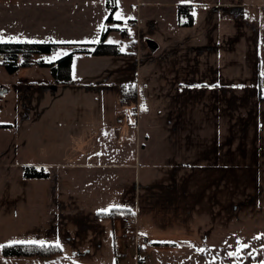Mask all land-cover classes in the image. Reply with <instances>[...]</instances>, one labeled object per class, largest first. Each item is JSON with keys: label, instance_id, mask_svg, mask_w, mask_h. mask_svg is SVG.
Segmentation results:
<instances>
[{"label": "rangeland", "instance_id": "obj_1", "mask_svg": "<svg viewBox=\"0 0 264 264\" xmlns=\"http://www.w3.org/2000/svg\"><path fill=\"white\" fill-rule=\"evenodd\" d=\"M141 1L120 0L121 18ZM146 14L129 40L111 32L118 56L76 54L73 84L39 63L100 43L97 6L90 30L28 37L52 53L0 64V264H264L255 28L229 9L197 12L193 26L186 13ZM62 15L82 21L80 10ZM120 120L141 140L119 141ZM125 210L137 227L123 225ZM13 244L62 252L4 256Z\"/></svg>", "mask_w": 264, "mask_h": 264}, {"label": "crops", "instance_id": "obj_2", "mask_svg": "<svg viewBox=\"0 0 264 264\" xmlns=\"http://www.w3.org/2000/svg\"><path fill=\"white\" fill-rule=\"evenodd\" d=\"M120 5V0H117V11L114 15V23L109 24L110 26H108V29H111V32L116 31L119 33L121 32L122 35L124 34L123 41L129 40L130 35L128 32L130 29H134L135 27L138 28L142 23L143 13H148L146 15L148 19L151 20L156 19L157 16V22L159 23L166 20L165 14H171L173 12L176 13L178 20L180 6L189 7L184 10V13H186V15H192V19L197 12L204 13L209 9H229L235 15L241 16L242 21L250 24V26L253 25L255 28L258 52V75L260 74L259 69L262 62H264V0H142L138 2L136 7H134V5L132 6L131 14L126 18H121L120 16ZM95 6L101 10V22H103L96 33L98 37L97 40H100L108 25L106 24V20L109 16V10L106 6V0H0V44L35 43L28 38L31 36L34 37L33 34L36 36H55L58 35L60 31L90 30L92 24L89 21L87 22V16L91 14ZM143 7L148 8L145 10L146 12L139 10V8ZM71 9L80 10L82 21L79 24L71 23L63 19L62 14H69ZM131 21H134V23L129 26L128 24H130ZM188 22L186 25H188ZM186 25L184 26L187 27ZM193 25L194 20L191 26ZM111 32L108 33L106 41L109 39ZM96 44L97 43L94 42L81 44L83 45L79 48L81 50L75 53V55L92 56L91 54L82 53L81 51L91 52L94 48L87 46ZM108 45L117 46L116 44ZM93 57L108 58L112 56ZM94 74H97L96 77L101 79L102 77L110 78L113 73L107 71V73L102 72ZM71 83L73 84L74 81ZM251 88L254 92H257L256 87ZM118 124L122 126V129L119 130L122 133L119 141L127 140L124 137L127 133L131 136L130 141L136 140L138 142L141 140L140 134L137 131L138 128L136 131L132 132L125 128L126 122L123 120H120ZM108 132L110 131L104 129L101 136H104ZM169 132H171V130H169ZM91 141H93V139ZM146 243H148V239ZM142 248L145 249L143 246Z\"/></svg>", "mask_w": 264, "mask_h": 264}, {"label": "trees", "instance_id": "obj_3", "mask_svg": "<svg viewBox=\"0 0 264 264\" xmlns=\"http://www.w3.org/2000/svg\"><path fill=\"white\" fill-rule=\"evenodd\" d=\"M106 6L109 10V16L106 20V24H111L114 23V15L117 11V0L113 2V0H106ZM189 7L187 6H180L179 7V16H182L184 13L185 9H188ZM189 22L188 25H192L193 19L192 15L188 14L187 15ZM111 29H107L101 36V41L100 43L96 45H89L87 47H92L94 48L93 51L91 52H86V51H81L82 53H88L93 56H116L117 55V50L116 46L114 45H108L106 44V38L109 32H111ZM57 45L55 44H41V43H22V44H0V52H16V53H22L24 56H26V59L31 58L34 54H50L53 52ZM77 53L75 51L72 54H69L60 60L54 62V63H45V62H40L41 67H47L51 69L52 76L55 80L56 83L58 84H70L72 80V65H73V60H74V55ZM22 66H25L24 64ZM11 71H14L18 68L16 65H9L8 66ZM259 76V83L256 85L257 89V94H258V99L260 103H264V96L261 92L260 85L262 81H264V77ZM262 78V79H261ZM253 92V91H252ZM253 102H251L252 104ZM251 106V105H250ZM258 127H259V121H258ZM260 132L264 127L262 125L259 127ZM259 139L261 138L258 135ZM257 144V143H256ZM261 145V142H260ZM259 145V146H260ZM256 148L257 151V156L261 157L262 156V151L260 150V147ZM257 166V164H256ZM41 178L47 177L46 173H41L40 174ZM112 213H117L112 212ZM130 210H125L123 216H131ZM116 215H113L112 217H115ZM57 247V248H56ZM62 250L58 246H46V245H39V244H13L9 246H5L3 249L4 256L6 257H51L55 254L61 253Z\"/></svg>", "mask_w": 264, "mask_h": 264}, {"label": "built area", "instance_id": "obj_4", "mask_svg": "<svg viewBox=\"0 0 264 264\" xmlns=\"http://www.w3.org/2000/svg\"><path fill=\"white\" fill-rule=\"evenodd\" d=\"M23 54L22 53H16V52H0V64L9 66V65H19V57H21ZM19 58V59H18ZM133 219L132 217L125 216L122 218V222L124 226L128 227H137L136 220ZM135 241L137 244V248H142V245L147 242L146 237L143 235H140L138 231L135 233Z\"/></svg>", "mask_w": 264, "mask_h": 264}, {"label": "snow or ice", "instance_id": "obj_5", "mask_svg": "<svg viewBox=\"0 0 264 264\" xmlns=\"http://www.w3.org/2000/svg\"><path fill=\"white\" fill-rule=\"evenodd\" d=\"M113 2H115V0H113ZM117 18H119V17H117ZM58 246V245H57Z\"/></svg>", "mask_w": 264, "mask_h": 264}, {"label": "water", "instance_id": "obj_6", "mask_svg": "<svg viewBox=\"0 0 264 264\" xmlns=\"http://www.w3.org/2000/svg\"><path fill=\"white\" fill-rule=\"evenodd\" d=\"M152 49H154V47H152Z\"/></svg>", "mask_w": 264, "mask_h": 264}]
</instances>
